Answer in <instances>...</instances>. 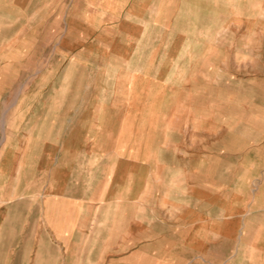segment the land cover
<instances>
[{
	"label": "crops",
	"instance_id": "crops-1",
	"mask_svg": "<svg viewBox=\"0 0 264 264\" xmlns=\"http://www.w3.org/2000/svg\"><path fill=\"white\" fill-rule=\"evenodd\" d=\"M259 27L264 0H0V264H264V103L204 107L232 59L264 73Z\"/></svg>",
	"mask_w": 264,
	"mask_h": 264
},
{
	"label": "rangeland",
	"instance_id": "rangeland-1",
	"mask_svg": "<svg viewBox=\"0 0 264 264\" xmlns=\"http://www.w3.org/2000/svg\"><path fill=\"white\" fill-rule=\"evenodd\" d=\"M54 4H56V1H52ZM261 5L259 4L258 9L261 10ZM52 14V13H51ZM259 15H263L262 11H259L258 13ZM249 30L248 29H242L241 32H239V34L237 35H241V37H247L249 36ZM185 32V29H172L170 30V33L173 34V37L179 40L184 39L187 34L183 33ZM168 31L166 32V36L164 35L163 37H167V40L165 39L163 41V44L161 45V52H171L175 41L174 42H170L168 39ZM258 36H262L261 39H264V28L259 27L258 28ZM184 37V38H183ZM169 41V42H168ZM248 41V40H247ZM180 43V42H178ZM53 45H55V47H53ZM178 46H180L178 44ZM236 46V45H234ZM244 46V45H243ZM246 46L248 47L249 44H246ZM185 49H183L181 51V49H178L179 54L180 55H188V52L190 51L188 48V45L184 46ZM258 48L259 51H263L264 52V40L260 41V38H258ZM73 46L72 45H66V50L72 52ZM234 50V49H233ZM231 50V51H233ZM51 51H57V47L56 44H52L51 45ZM56 53V52H55ZM68 54V53H67ZM54 55V54H52ZM163 66L166 68H170L171 66V61L169 59L167 60H163ZM81 63H85L87 65L92 63V60H80ZM95 63L99 62L101 64V61H94ZM232 62V66L231 69H229V75L226 77V91L225 92H219L217 91V89L214 88V90H211L208 94L206 93L209 102L210 103H205L204 107L207 108V110H209V116L210 117H216L217 116V111H218V103H241V107H240V111L241 114L247 115V113H249L250 111V105L249 103H264V91L262 90V87H264V73H260L258 72L257 75L251 73V71L245 70V71H238V70H234L233 67V59L231 60ZM242 63H244V61H242ZM53 64H56V60H52L50 59V66H52ZM104 66V63H102ZM101 66V65H100ZM255 79L257 81H263V84H255V83H251L250 80ZM210 79V87L217 86V76L215 75L214 71H211V75L209 76ZM167 81H169V77L167 78ZM263 85V86H262ZM252 87H256L257 91H252L251 88ZM82 96V101L81 103H100L99 101L95 102V97H96V93L94 92H82L81 93ZM203 96V94H200V98ZM66 97H67V102L66 103H75L76 100L73 101V93L71 92H66ZM57 98V92H51L50 93V99L51 102L53 103V101ZM56 101V100H55ZM56 103V102H55ZM79 103V101H78ZM207 105V106H206ZM209 105V108H208ZM226 110L228 111H233V107H228L226 108ZM201 111V106L197 108L196 112H200ZM197 115V114H195ZM256 142V141H255ZM37 207V206H36ZM35 207V210H39L38 208ZM12 258H17V259H25V258H29L27 253H13L12 254Z\"/></svg>",
	"mask_w": 264,
	"mask_h": 264
},
{
	"label": "bare ground",
	"instance_id": "bare-ground-1",
	"mask_svg": "<svg viewBox=\"0 0 264 264\" xmlns=\"http://www.w3.org/2000/svg\"><path fill=\"white\" fill-rule=\"evenodd\" d=\"M252 16V15H251Z\"/></svg>",
	"mask_w": 264,
	"mask_h": 264
}]
</instances>
